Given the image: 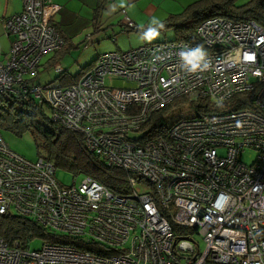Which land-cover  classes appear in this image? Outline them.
Here are the masks:
<instances>
[{"label": "built area", "instance_id": "2783aa9c", "mask_svg": "<svg viewBox=\"0 0 264 264\" xmlns=\"http://www.w3.org/2000/svg\"><path fill=\"white\" fill-rule=\"evenodd\" d=\"M59 9L22 0L20 12L0 19L11 38L0 93L48 104L87 151L127 173L128 190L114 193L89 175L62 185L52 163L27 160L0 132V214L109 254L49 241L31 250L0 238V264H264V25L210 17L195 30L198 44L105 53L70 86L35 85L43 57L65 44L54 25ZM107 78L133 86H108ZM180 98L196 115L153 125L152 116ZM247 148L256 152L250 165L241 160ZM173 225L194 233L177 237Z\"/></svg>", "mask_w": 264, "mask_h": 264}, {"label": "trees", "instance_id": "16d2710c", "mask_svg": "<svg viewBox=\"0 0 264 264\" xmlns=\"http://www.w3.org/2000/svg\"><path fill=\"white\" fill-rule=\"evenodd\" d=\"M216 16L225 17L234 22L254 20L264 25V0H251L243 6H236L235 0H197L184 7L179 14H171L162 22L154 26H148L143 30L135 25V30L146 34L152 31L157 33L173 28L176 32L173 40L198 44L199 40L195 34L197 26L205 19ZM54 25L59 32V27L55 22ZM59 33L63 37L65 44L60 50L53 52L44 65H54L71 48L77 47L66 35ZM94 60L73 76L63 70L53 82H58L63 87L76 83L83 72L93 65ZM34 80L33 78L32 82ZM244 96L245 94H243ZM185 103L184 98L176 99L169 106L155 113L151 119V121L153 120V125L159 122L162 115L169 111L170 108ZM15 105H18L21 109H17ZM247 105L248 103H242L239 104V107L245 108L248 107ZM228 107L229 109H236V96L229 102ZM220 108L226 110L224 106ZM208 111L216 110L210 109ZM1 127L16 133L29 131L33 139L37 141L38 158L52 163L56 170L60 169L70 172L73 176L89 175L114 193L127 192V173L122 169L107 166L97 155L87 151L79 134L63 128L59 122L53 120L52 111L48 104L40 103L31 96L28 99H19L0 93V129ZM148 127L147 124L143 126L144 129ZM156 133L164 134L165 129L162 128ZM173 230L177 237L178 235L194 233L192 228L179 227L177 225H173ZM0 237L10 246L18 242L21 247H27L32 240L39 238L52 243L75 245L78 249L96 255H109L107 251L96 244L84 246L76 244L73 241L53 235L45 227L13 213L0 214Z\"/></svg>", "mask_w": 264, "mask_h": 264}, {"label": "rangeland", "instance_id": "374dc122", "mask_svg": "<svg viewBox=\"0 0 264 264\" xmlns=\"http://www.w3.org/2000/svg\"><path fill=\"white\" fill-rule=\"evenodd\" d=\"M251 0H235L236 6H243L249 3ZM152 12L149 14L144 9V3L139 2L134 6L130 11L131 18L137 23L141 30L144 28L151 26L153 24H157L160 20L164 19V13L160 9L149 7ZM132 12L135 14V17L132 15ZM146 16H150L149 23L144 24L142 19ZM117 19L113 20L111 25H106L105 30L84 32L80 34V37L77 36L74 38L73 42L77 47L71 48L68 52H66L62 59L54 65L41 66L39 69V74L35 78L34 83L40 84L44 86L45 84L52 83L56 76L60 74L56 68L59 67L62 70L66 71L70 75H76L80 72L82 68L86 65H89L95 58L99 55L114 52V51H128L130 49L139 47L146 43H161L164 41H172L176 35V32L173 28L166 29L164 31H159L155 36H149V33L143 34L137 30H129L125 29L124 25H119L118 21L121 16L117 15ZM137 18V19H135ZM92 33V39L85 40V36L90 35ZM93 39H95L93 41ZM52 56V53L43 57V61ZM105 84L108 86H114L117 88H131L133 83L128 82L123 79H105ZM17 109H21L18 105H15ZM196 115L195 110L190 108L189 104H181L179 106H175L170 108V110L162 115V120L160 123H164L165 126L170 127L177 123L179 120L184 118H192ZM1 135L8 145V147L25 157L29 161H35L38 159L36 144L35 141L29 131H22L21 133H16L10 129H5L1 127L0 129ZM138 135V134H136ZM256 158V152L253 149H245L241 155V160L247 164H252ZM56 179L62 185H69L75 178L76 183H79L83 177V175H78L73 178V175L70 172L64 170H56L55 172ZM195 242L201 248H204V243L201 238H195ZM43 244V240L36 238L32 240L29 244V248L31 250L41 248Z\"/></svg>", "mask_w": 264, "mask_h": 264}, {"label": "crops", "instance_id": "0c3cea01", "mask_svg": "<svg viewBox=\"0 0 264 264\" xmlns=\"http://www.w3.org/2000/svg\"><path fill=\"white\" fill-rule=\"evenodd\" d=\"M53 4L59 5V11L54 17L55 24L59 27V32L66 35L71 42L80 34L90 32L93 33L105 30L106 25H111L114 19H117V15L121 16L118 24L124 25L125 29L133 30L127 27V22L131 21L134 25L137 23L131 18L130 11H133L135 5L139 2L144 3V9L149 14L152 10L149 7L162 10L164 13V19L171 14H179L184 7L197 1V0H46ZM22 10V0H0V19L12 14H16ZM124 10V13L122 11ZM98 11V13H96ZM135 17V14L132 12ZM150 16H146L142 19L144 24L149 23ZM137 19V18H135ZM163 19V20H164ZM162 19L160 22L163 21ZM159 22V23H160ZM158 24V23H157ZM153 24L151 26H154ZM137 28L139 27L136 25ZM135 30V29H134ZM88 36V35H87ZM92 39V33L89 35ZM86 37V36H85ZM84 37V38H85ZM95 39H93L94 41ZM11 38L6 35L1 23H0V59L3 55L9 51ZM76 46V45H75ZM51 54V53H50ZM49 54V55H50ZM48 55V54H47ZM46 56V55H45ZM51 57V56H50ZM49 57V58H50ZM41 61V66L48 61ZM40 72V71H39ZM38 72V74H39Z\"/></svg>", "mask_w": 264, "mask_h": 264}, {"label": "clouds", "instance_id": "9594fccd", "mask_svg": "<svg viewBox=\"0 0 264 264\" xmlns=\"http://www.w3.org/2000/svg\"><path fill=\"white\" fill-rule=\"evenodd\" d=\"M157 33L155 32V31H152V32H150L149 33V36L151 37V36H155ZM91 41V40H90ZM96 59V58H95ZM40 67V66H39ZM39 72V71H38ZM37 75H38V73H37ZM36 77H34V79H35ZM31 83H33V84H35L34 82H31ZM53 83V82H52ZM35 85H40V84H35ZM1 132V131H0Z\"/></svg>", "mask_w": 264, "mask_h": 264}, {"label": "bare ground", "instance_id": "6f19581e", "mask_svg": "<svg viewBox=\"0 0 264 264\" xmlns=\"http://www.w3.org/2000/svg\"><path fill=\"white\" fill-rule=\"evenodd\" d=\"M59 182V181H58ZM1 238V237H0ZM27 246H29V244L27 245Z\"/></svg>", "mask_w": 264, "mask_h": 264}]
</instances>
